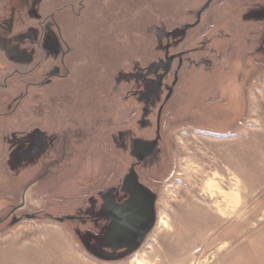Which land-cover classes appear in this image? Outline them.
Returning <instances> with one entry per match:
<instances>
[{"label": "rangeland", "instance_id": "rangeland-1", "mask_svg": "<svg viewBox=\"0 0 264 264\" xmlns=\"http://www.w3.org/2000/svg\"><path fill=\"white\" fill-rule=\"evenodd\" d=\"M0 264H264V0H0Z\"/></svg>", "mask_w": 264, "mask_h": 264}, {"label": "bare ground", "instance_id": "bare-ground-1", "mask_svg": "<svg viewBox=\"0 0 264 264\" xmlns=\"http://www.w3.org/2000/svg\"><path fill=\"white\" fill-rule=\"evenodd\" d=\"M210 187H212V184L209 185L208 189H210ZM218 192H220V191H218Z\"/></svg>", "mask_w": 264, "mask_h": 264}]
</instances>
